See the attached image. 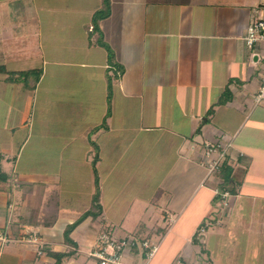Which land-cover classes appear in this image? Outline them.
<instances>
[{
	"label": "crops",
	"instance_id": "crops-1",
	"mask_svg": "<svg viewBox=\"0 0 264 264\" xmlns=\"http://www.w3.org/2000/svg\"><path fill=\"white\" fill-rule=\"evenodd\" d=\"M96 1L98 4L91 8L84 5L86 0L63 6H41L35 0L40 5L36 7V24L40 26H30L28 21L27 30L22 28L24 22L13 27L12 33L20 37L17 39H30V44L20 41L14 48L22 50L20 57L25 63L15 65L13 74L21 75L29 69L41 75L23 87L28 100L23 103L31 110L24 119L30 126L16 157L7 160L8 164L14 160V169L9 171L2 165L5 178L0 179L4 182L0 186V233L8 240H0V264L92 263L90 250L105 224L109 225L103 218L109 207L114 214L125 213L117 224L118 236L131 235L158 245L147 264H174L180 255L188 257L190 264H256V245L262 234L258 224L264 216V100H256L264 81V41L250 47L245 37L256 17L264 19V0H113L106 17L98 21L101 26L94 17L103 2ZM48 23L56 26L47 28ZM77 25L84 27L82 38ZM52 28L65 29V35L73 39L65 41L66 36L59 34L61 43H56L54 35L49 37ZM100 40L105 47L115 49V57L110 58ZM4 49L7 55L4 50L0 53L5 57L13 50ZM112 71L117 72V78L111 81V112L107 116ZM0 83L1 88L11 90L13 83L4 72L0 73ZM50 109H59L61 115L53 120ZM103 119L108 120V128L101 130L98 124ZM95 128L97 131H93ZM88 131L91 136L99 134L97 161L96 149L90 148L94 143L91 136L89 140L82 137ZM36 135L39 138L31 148V167L30 162L22 163V151L28 150ZM115 135L140 151L151 143L149 162H144L147 165L160 149L152 161L160 170L147 171L153 183L143 187L146 192L130 194L124 186L112 188L107 182L114 168L121 170L119 177L124 175L119 167L128 150L118 160L110 159L114 150L121 149L115 144L120 139L113 140ZM207 143L216 146L215 154L218 148H222L221 153L225 151L223 163L233 169L230 187H209L199 209L187 214L189 201L201 186L205 187L202 153ZM53 159L59 161L57 166ZM4 161L5 157L0 159V163ZM92 166L101 179L98 208L102 217L89 214L74 227L69 241L67 228L79 215L94 208ZM193 167L203 170L195 186L191 185L192 171L188 169ZM170 174L173 179L165 191L174 194L166 199L162 181ZM187 184L190 189L185 193L180 188ZM56 186L50 198L48 194ZM217 190H228L231 195L234 192L235 198L224 214L210 215L215 224L205 238L197 229L209 217L210 200L221 197ZM118 195L119 203L115 200ZM54 199H68L70 206L59 201L55 214L51 207ZM80 199L84 206L75 208L73 202ZM31 204L42 210L39 217L28 212ZM152 205L154 208L149 209ZM47 209L52 211L48 213ZM94 210L97 212V208ZM28 215H33L30 221ZM145 216L153 221L142 220L134 228ZM168 222L178 228L171 231V237L168 228L158 242ZM34 236L44 246L42 253L41 244L32 240ZM229 240L235 241L234 250L248 247L247 257L232 260L221 256L222 244L228 245ZM54 253L65 256L59 258ZM136 255L146 260L147 252L135 247L125 254Z\"/></svg>",
	"mask_w": 264,
	"mask_h": 264
},
{
	"label": "rangeland",
	"instance_id": "rangeland-1",
	"mask_svg": "<svg viewBox=\"0 0 264 264\" xmlns=\"http://www.w3.org/2000/svg\"><path fill=\"white\" fill-rule=\"evenodd\" d=\"M73 0H39V2H41V6L42 3L47 6H54L57 4H61L60 6L66 5V4H73L74 2H72ZM76 1V0H75ZM103 2V6L99 7V9L97 10L99 11H103L105 10V13L108 12V5H110V3L113 0H101ZM91 3V4H90ZM98 2L92 1V0H86V2L84 3V5H90L91 8L95 5H97ZM105 4V5H104ZM37 5L35 4V0H0V52H2L4 50L5 53V49L6 47L9 48H13V50L10 51V54L5 57L4 54L1 55L0 53V73L4 72L6 77H8V80L11 81L12 84V88L10 90L9 87H0V159L5 157V161L4 163L1 162L0 163V171H2L3 177L5 174L4 168H6L7 170L11 171L14 169L13 166H11V164H13V159L11 164L7 163L8 158H14V156L16 157L19 148H21L22 144H23V139H24V135L28 134V130H29V126H30V122H28L27 124H25V115H29L31 113L30 110V105L29 107L26 106L23 102H28L27 98V94L23 93V87L27 86V83L30 85V83L35 80L37 73H33V71L26 69L24 71L23 74H19V75H15L12 72V68L16 67V66H23V64L25 63L24 60H22L23 58L20 57V55H22V50L21 49H14L16 47H18L16 44L21 41V44H30V39L26 38V37H22L20 40L17 38L20 37H16L12 32H13V27L16 29V25L17 22H24V26H22L23 29H28V21H30V26L31 25H36V26H40L39 24H36V19L38 18V14H37ZM40 7V5H38ZM89 7V6H88ZM60 8H65V7H60ZM44 10H46L45 8H43ZM39 10V9H38ZM46 15V14H45ZM43 19H45L44 17H41ZM116 17L113 16V20ZM50 18H48L45 21H49ZM32 21V23H31ZM114 22V21H113ZM101 23H98V26ZM56 26V24H52L51 27ZM112 28L115 30L116 26H115V22L114 24L112 23ZM49 23L47 28H51ZM78 30H79V38L83 37L84 34V27L82 25H77ZM28 32V31H27ZM26 32V34H27ZM49 37L53 39H56V43H61L59 40L61 39V36H66L65 34H67V31L61 30L60 28L57 30V28H52L51 30H49ZM70 34H72V32H69ZM100 33V37H103V33H101V31H99ZM60 34V35H59ZM76 36L77 33H76ZM73 37L70 36H66V38H63V40L65 41H69V38ZM48 38V37H47ZM51 38V39H52ZM50 39V41H52ZM80 40V39H79ZM49 41V38H48ZM81 41V40H80ZM100 40L99 44L102 45L103 48H105L107 50V48L104 46V44L101 43ZM37 42V41H35ZM106 42V41H105ZM108 43V42H107ZM20 45V44H19ZM109 45V44H108ZM110 46V45H109ZM35 47V45H34ZM111 49V53H113L112 57H115V49L112 48L111 46L109 47ZM65 49V47H64ZM34 51L37 52V54L39 53L38 49H34ZM108 51V50H107ZM7 55V53H5ZM117 54V53H116ZM39 56V54H38ZM6 64V65H5ZM16 65V66H15ZM6 68L5 70H3V68ZM2 70V71H1ZM9 71V72H6ZM113 76L109 77V83L112 80H115L117 78V72L116 71H112ZM22 75L24 77H22ZM29 81V82H28ZM1 85V83H0ZM45 107V106H43ZM42 112V109L40 110V113ZM59 112V113H58ZM49 115L52 116V119L54 120V116L58 117V115H61V112L59 111V109H50L48 111ZM72 115V113H70V116ZM50 126L53 125V123H49ZM46 125V124H45ZM48 125V124H47ZM54 128H56L54 126ZM98 128H100L101 130H103V128H108V120L105 122L104 124V119L101 123L98 124ZM92 131V130H91ZM91 131H88V134L86 136H82V137H86V139L89 140V137L91 136ZM93 131H97L96 128ZM102 132V131H100ZM9 137V140L8 137ZM88 136V137H87ZM97 137H99V134H96V136H91L93 145L90 146L91 149L95 150L98 153L99 152V144L96 143L97 142ZM39 136H35L34 140L27 146L28 150H23L22 154H23V158H22V163L25 165L27 162L31 164V167L34 165L33 164V160H32V152H31V148L33 146L36 145L37 141L36 139H38ZM64 138V137H63ZM118 139H120L119 136L115 135L114 139L115 141H117ZM148 144L143 146L142 151L138 150L137 147H134L133 145L129 144L128 141L124 140V139H120L119 143H115L117 145H119V147L121 149H116L113 151V155L110 158L112 160H115L117 158L118 160V156H120L121 154H123L125 152V150L127 151V154L125 157L122 158L123 160V164L122 167L120 166L119 168L123 169L124 171V175L122 177L120 174L121 170H118L116 168L113 169V173L110 177L107 178V182L111 184V187L113 188L115 187H120V186H124L126 188V191L128 190L130 194H134V193H141V192H146V190H143L144 186H152L151 183V179L153 178L152 174H151V178L148 179V175L146 174L147 171H158L160 170L159 167L155 168L152 165V161L158 157L157 154H159V150L155 151L153 154V156L151 157L150 163L147 165V163L149 162V158H147V155L150 154V150L153 148V146L151 145V143L147 142ZM40 144V143H39ZM94 146V147H93ZM215 146V145H214ZM105 148V147H104ZM204 148V147H203ZM216 148V146L214 147ZM222 148H218L219 153H221ZM206 151V150H205ZM106 154V152L104 153V155ZM218 154V153H217ZM110 157V155H109ZM122 157V155H121ZM96 159V158H95ZM142 160H144L142 162ZM146 161V163H144ZM202 160L205 161L206 160V154L205 152L202 153ZM53 164L57 166V162H59L58 160L55 161V159L52 160ZM52 164V165H53ZM226 164V163H225ZM223 162L220 163L219 169L214 171L213 173H209L208 168L206 167L204 170V174H206V179L204 180L203 184L205 187L202 188V186L199 188L198 191L195 192V194L193 195V197L191 198V200L189 201L188 205H187V210L186 213L187 214H191L192 210L197 211L200 207V204L203 200V198L205 197V194H207V190L209 187L213 186V187H218L219 189H223V187L227 188L230 187L229 185H227L228 180H231L230 178L227 180L228 175L230 174V171H228L227 165H225ZM2 165L4 166V168L2 167ZM205 166V165H203ZM189 171H192L191 177H192V182L191 185L195 186V183L197 181V177L199 176V174H201V172H203V170L201 169V171L196 168H188ZM58 170V169H57ZM90 170L93 171L94 175V183L92 182L91 185H93L95 187V200H100V194H102V190L100 187V183H101V179H100V175L95 173L94 167L92 166V168L90 167ZM97 171V169H96ZM37 174H39V172H37ZM93 175L91 176L93 180ZM12 176V173H11ZM116 176V177H115ZM119 177V178H118ZM129 178V180L127 181L126 179ZM145 178V179H144ZM1 179V177H0ZM164 180L162 181V194L163 196L167 199L169 197H171L174 192L173 191H165V188L170 184V181H172L173 176L172 174H170L169 176H165L163 178ZM143 180H145V182H143ZM4 182H0V186L3 185ZM118 184V185H115ZM102 186V185H101ZM57 189V186L55 187V190L52 193H49L48 196L51 198V196L55 193ZM190 189V184L185 185L184 187L180 188L181 191L183 192H187ZM124 192V191H123ZM233 192V191H232ZM126 193V192H125ZM160 194V192H159ZM56 196V194H55ZM54 196V197H55ZM164 198V199H165ZM234 192L233 194L228 197V205L225 206L223 204V199L222 197H220L219 199L216 198H212L210 200V203H212V206L210 208V210L208 211L209 213L207 214V219L216 217L218 213H222L225 212L226 209H230L233 206V202H234ZM117 201V203L121 202L120 199V195L117 196V198L115 199ZM45 201V200H44ZM43 201V202H44ZM61 202L62 204H68V199H63V200H58V199H54L52 201V206H54L53 211L55 214H57V210H58V202ZM158 201V200H157ZM54 203V204H53ZM75 204V208H78V206H84V200L80 199L76 202H73ZM97 203V202H96ZM166 203V201H165ZM36 204V203H35ZM35 204H31V211H28L30 214H34V216H40V212H42V210H38V206ZM162 205V204H161ZM166 208L165 204L162 205ZM162 208L165 211V208ZM153 205L149 208V209H153ZM97 208V212L96 214L101 218L102 214H101V210ZM109 211L108 214L105 213L103 214V218L106 219V222L109 223V225L113 226L115 231H118V222L119 220L123 219L125 216V213H118V214H114L115 212L111 211V208L109 207ZM124 209V208H123ZM48 210V209H47ZM50 211H52V209H50ZM50 211L48 210V213H50ZM122 211V210H121ZM157 211H161V210H157ZM168 212V211H167ZM80 214V213H79ZM96 214L93 215V218H96ZM121 214H123V216H121ZM160 215H162V213H160ZM158 215V216H160ZM211 215V216H210ZM51 216V215H49ZM54 216V215H52ZM82 214L79 215L78 220H80L82 218ZM177 216V214L174 215V219ZM33 215H28L27 216V220H31L30 218H32ZM153 221V218H151L150 216L148 217H144L141 220H138L134 226V228L137 226V224L141 223L142 220L149 222V220ZM162 219H164L162 217ZM190 219V218H188ZM262 222L259 223L258 225L261 228L262 234H261V238L258 240L257 245H256V249H257V258H256V264H264V216L261 217ZM40 220V219H39ZM142 221V222H144ZM80 222V221H79ZM206 222V221H205ZM205 222L203 221L201 224L205 225ZM105 224V227L109 226ZM166 225L165 230L162 231V233L160 234L159 238H158V242L159 239L162 238L163 234H165L166 230L169 228V234L170 237L173 233H171V231L173 229H177L178 227L175 228V225H171L170 222H168ZM183 228H185V224H182ZM104 227V228H105ZM212 230V229H211ZM198 234L202 237H205V235H202L199 230L197 229ZM29 235V234H27ZM209 235H210V230H209ZM207 233V236H209ZM206 236V237H207ZM205 237V238H206ZM228 237V236H226ZM33 238V237H32ZM26 239V238H25ZM170 239V238H169ZM40 240V239H39ZM235 242V241H233ZM233 242L232 240H229L228 245H224L222 244V251L220 250V254L221 256L225 257L226 259L230 258H234L236 259L238 256H240V259H243L244 257H247V251L249 250V248H237L234 250L233 247ZM239 243V240H237L236 244ZM37 244H42V242H37ZM249 244V242H248ZM162 245V244H161ZM170 248L172 247V243H169ZM243 250V251H241ZM184 251V249H183ZM224 251V252H223ZM161 252L159 253V255H161ZM147 259V257H146ZM233 260V259H232ZM124 261L127 264H144L145 263V259L143 260V258L139 255V256H134V257H130V256H125L124 257ZM215 264H220V263H215ZM241 264V263H239Z\"/></svg>",
	"mask_w": 264,
	"mask_h": 264
},
{
	"label": "built area",
	"instance_id": "built-area-1",
	"mask_svg": "<svg viewBox=\"0 0 264 264\" xmlns=\"http://www.w3.org/2000/svg\"><path fill=\"white\" fill-rule=\"evenodd\" d=\"M246 43L252 47L260 41H264V19L261 17H256L248 26L247 35L245 37ZM257 102L264 100V81L259 88L256 95ZM215 146L207 143L206 147V160L203 163L206 164L209 173L219 169L220 163L223 162L225 156V151L222 153L215 154ZM217 193L222 197L223 204L228 205V197L230 196V191L224 190ZM206 221V222H205ZM205 225L199 227V232L203 235L211 230L215 224L213 218L206 219ZM172 223V221H171ZM0 240H8L2 233H0ZM32 240L35 243H39L40 240L37 236H34ZM142 247L147 252V259L144 264L155 255L158 250V245H152L148 239L138 240L137 237L128 235L126 237H120L117 235L114 227L109 225L105 227L97 236L91 250L90 256L93 258V262L89 264H127L124 261L125 254L133 248ZM44 246L41 244L40 253H42ZM174 264H190L188 257L180 255L175 260ZM200 264H209L208 262H203Z\"/></svg>",
	"mask_w": 264,
	"mask_h": 264
},
{
	"label": "trees",
	"instance_id": "trees-1",
	"mask_svg": "<svg viewBox=\"0 0 264 264\" xmlns=\"http://www.w3.org/2000/svg\"><path fill=\"white\" fill-rule=\"evenodd\" d=\"M109 9H110V5H108V12H109ZM108 12L107 13H105V10H101V11H97L96 13H95V17H94V19H95V22L96 23H98V21L99 20H101L102 18H104V17H106V14H108ZM97 24H95V26H96ZM102 44H104V43H102ZM107 48V50H108V54H109V56H110V58L113 56L112 54L113 53H111V49L107 46L106 47ZM33 71V73L35 72V73H37V76H36V78L39 80V77H40V75H41V72L40 71H38V70H36V71H34V70H32ZM111 103H112V83H111V81H110V83H109V93H108V104H109V108H108V114H107V116H109L110 115V112H111ZM106 119H107V117H106ZM104 124H105V121H104ZM98 157H99V152L98 153H96V156H95V158H94V161H97V159H98ZM224 166H226V164L224 165ZM227 168H228V171H230V174L228 175V178H227V180L229 179V178H231V176H232V171H233V169L232 168H230L229 166H227ZM1 176H3V174H2V171H0V177ZM4 176H5V174H4ZM5 178V177H4ZM227 182V185L230 183L229 182V180L228 181H226ZM234 182V181H233ZM94 208L93 209H91V210H89L87 213H85L83 216H82V218L80 219V220H77L73 225H71V227H69V228H67V230H66V239H68L69 241L71 240L70 239V234H71V232H72V230L74 229V227L79 223V221L81 222L85 217H87L89 214H96V210H94L95 208H98V207H100V204H99V202H98V200H95L94 199ZM97 202V203H96ZM57 257H62V256H65V254H62V253H54Z\"/></svg>",
	"mask_w": 264,
	"mask_h": 264
},
{
	"label": "clouds",
	"instance_id": "clouds-1",
	"mask_svg": "<svg viewBox=\"0 0 264 264\" xmlns=\"http://www.w3.org/2000/svg\"><path fill=\"white\" fill-rule=\"evenodd\" d=\"M34 242V241H33Z\"/></svg>",
	"mask_w": 264,
	"mask_h": 264
}]
</instances>
